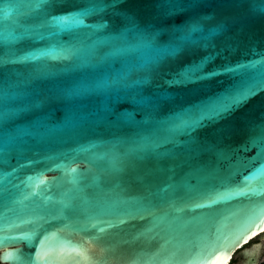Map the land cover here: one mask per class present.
<instances>
[{
  "label": "water",
  "instance_id": "water-1",
  "mask_svg": "<svg viewBox=\"0 0 264 264\" xmlns=\"http://www.w3.org/2000/svg\"><path fill=\"white\" fill-rule=\"evenodd\" d=\"M261 236L264 0H0V264H261Z\"/></svg>",
  "mask_w": 264,
  "mask_h": 264
},
{
  "label": "snow or ice",
  "instance_id": "snow-or-ice-1",
  "mask_svg": "<svg viewBox=\"0 0 264 264\" xmlns=\"http://www.w3.org/2000/svg\"><path fill=\"white\" fill-rule=\"evenodd\" d=\"M254 89H249L245 92L240 93L238 96L233 97L232 101H231V105L234 107L236 106L238 103L242 102L244 99L247 98V96L251 95L254 93ZM17 256L19 257L20 254H17ZM5 258H11V257H5Z\"/></svg>",
  "mask_w": 264,
  "mask_h": 264
},
{
  "label": "rangeland",
  "instance_id": "rangeland-1",
  "mask_svg": "<svg viewBox=\"0 0 264 264\" xmlns=\"http://www.w3.org/2000/svg\"><path fill=\"white\" fill-rule=\"evenodd\" d=\"M257 243H261L264 246V237L261 236L255 240H253L250 244L249 247L257 244ZM243 259L241 256H238L237 259L235 260V263L238 264L239 262H241ZM261 261H264V250H263V256L261 257Z\"/></svg>",
  "mask_w": 264,
  "mask_h": 264
},
{
  "label": "trees",
  "instance_id": "trees-1",
  "mask_svg": "<svg viewBox=\"0 0 264 264\" xmlns=\"http://www.w3.org/2000/svg\"><path fill=\"white\" fill-rule=\"evenodd\" d=\"M261 264H264V262H262Z\"/></svg>",
  "mask_w": 264,
  "mask_h": 264
},
{
  "label": "bare ground",
  "instance_id": "bare-ground-1",
  "mask_svg": "<svg viewBox=\"0 0 264 264\" xmlns=\"http://www.w3.org/2000/svg\"><path fill=\"white\" fill-rule=\"evenodd\" d=\"M228 264V263H227Z\"/></svg>",
  "mask_w": 264,
  "mask_h": 264
}]
</instances>
